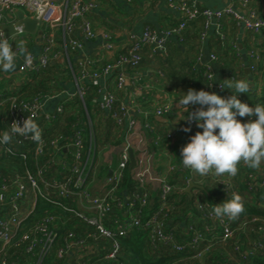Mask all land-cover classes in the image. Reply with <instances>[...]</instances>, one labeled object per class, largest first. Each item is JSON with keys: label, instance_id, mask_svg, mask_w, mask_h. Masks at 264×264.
Masks as SVG:
<instances>
[{"label": "built area", "instance_id": "1", "mask_svg": "<svg viewBox=\"0 0 264 264\" xmlns=\"http://www.w3.org/2000/svg\"><path fill=\"white\" fill-rule=\"evenodd\" d=\"M123 1L131 2L132 0ZM241 1L243 7L248 10L238 11L232 7L204 8L202 10L198 0H167L168 6L179 11L182 15L179 27L163 33L148 28L139 37L133 35L127 53L120 54L112 63L104 64L101 67L97 62L88 61L86 67L92 66L93 69L84 70L83 77L92 83L103 75L117 71L118 88L125 89L126 71L129 67L139 65L144 46L152 44L158 50H165L167 38L174 34L179 35L188 21L197 18L200 14L206 19L207 30L215 26L217 32L220 33L221 20L225 16H232L247 29L260 32L264 28V17L248 7V0ZM53 5L52 0H0V31L4 32L2 26L9 25V18L15 16L16 9L28 11L29 15L25 14V16L38 19L39 26L44 27L46 42L42 52L38 55L31 54L33 57L31 66H25L23 60L20 65L21 71L38 72L59 57V52L55 50L57 47L55 38L47 36L48 33L45 32L47 27L55 26L53 21L47 18L48 10ZM97 8L98 3L94 0L67 1L63 20L66 40H69L70 35L78 26L82 28L86 38L91 39L95 36L96 32L89 15ZM13 24L15 29H18L14 35L23 36L27 33L24 25L19 24V20ZM12 36L5 34V38L9 39L11 45H13ZM205 36H207V31L202 34V37ZM106 38L108 40L107 47L112 48L111 35L106 34ZM70 42L74 46L82 45L78 40L70 39ZM252 57H254V64L250 69L258 71L257 65H259L261 57L258 53H253ZM212 58L215 59L214 56ZM213 77L214 74L209 73V78ZM220 85L222 84L212 85L211 89L215 87V89L223 90L224 88L222 89ZM85 95L86 91L80 88L79 98L84 99ZM49 98L50 96L26 99L0 89V107L8 105L10 119L6 131H10L13 122H20V125L23 126L24 119L29 115H34L36 123L42 130L43 138L42 146H38L30 138L21 136H14L10 144H0V156L2 154L20 156L25 162L30 157L32 165V168H28L24 175L13 176L10 180L11 183L7 182L5 176L0 175V212H3L0 217V264H15V262H11L8 251L21 241L27 242L26 252L36 256L37 264H42L58 240H61L58 233L50 229V225L54 221L57 223L58 219L62 223H67L70 220L67 214L83 220L93 229L85 235L68 232L58 243V247L55 248L56 256L67 261L68 264H94L87 261L94 258H99L104 262L112 261L114 264H124L121 260L123 255L122 239L138 229L147 232L150 243L154 247L169 245L177 252H183L186 246L194 248L196 254L190 257L191 260L188 263L184 264H202L212 243L215 241L227 242L232 238H237L234 248L236 253L244 259L264 251V224L255 226L260 218L246 219L239 227H235L238 218L229 219L227 216L217 218L213 213L214 207L202 195V192L195 191V189L192 194L195 196L193 207L184 214V219L175 221L170 217L173 210L177 208L178 202H181L182 193L187 192L190 182L204 187L209 181L216 183L221 186V194L226 197V195L232 196L233 193H237L231 183L233 177L227 174L200 176L191 169L185 168L183 165L177 166L173 162L169 163L168 169L158 170L155 165L156 152L148 145L145 133L137 128L135 118L129 120L118 168L113 171L111 176L107 175L104 184L99 187L98 193H92L91 187L98 171L97 157L103 151L97 143V132L93 120L88 115L87 121L82 126L80 124L81 117L78 116L70 134L61 131L57 134L46 135L41 123L43 121L51 123L56 114L60 115L64 112V103H66H62L55 113H46L44 107ZM116 101V95L108 90L103 105L110 111V117L114 118L121 126L125 117H129V113L123 104L121 107L126 113L124 118L114 111ZM175 112L176 109L168 104L158 106L153 111L157 117L173 115ZM144 113L145 116L150 115L148 110ZM256 118L255 116L247 117V120ZM189 126L200 132L203 131L196 126L195 122ZM150 128L153 130L152 126ZM176 138L174 132L169 130L162 129L156 132L158 142L165 140L172 145ZM130 147L134 149L136 155L134 179L142 190L132 192L130 195H121L119 194V185L130 162ZM181 171L188 173L186 186L172 182L173 175H175L173 179H177ZM258 179L260 181H257ZM151 183L155 184L159 190L157 198H154L151 192L145 188L147 184ZM248 184L249 190L253 191V203L264 206V200L258 201L257 196L254 197L256 191H264V168L256 174L251 173ZM30 192L35 195L34 203H28ZM173 194L175 197L171 199ZM39 199L52 203L63 214L47 213L38 219L32 218L31 215ZM23 203L27 207L32 206L31 209L23 208ZM154 203L159 205L152 208ZM8 207L9 209H7ZM26 224H28V228L21 234L22 228ZM250 227H255L256 229L251 228V230L258 233L259 236L250 240L248 248L238 238L240 232H245ZM57 228L60 229L59 226ZM204 244L206 247L201 248Z\"/></svg>", "mask_w": 264, "mask_h": 264}, {"label": "crops", "instance_id": "2", "mask_svg": "<svg viewBox=\"0 0 264 264\" xmlns=\"http://www.w3.org/2000/svg\"><path fill=\"white\" fill-rule=\"evenodd\" d=\"M67 1L52 0L54 5L47 13V18L55 24L50 29L49 35L56 40L59 57L53 62L57 67L56 77L49 81L53 87V92L49 93L50 98L45 104L44 111L46 113H55L56 109L64 102L71 103V108H77L83 103L86 105L85 98L82 102L78 96V91L83 88L87 92L88 85L91 83L89 79L83 77L84 70L93 69L92 66L86 67L88 61L97 62L99 67L112 63L130 46L133 35L139 37L148 28L158 33L166 32L179 23L182 18L179 11L168 6L167 0H132L131 2L95 0L98 3V8L89 15L96 32L95 36L91 39L86 38L82 28L78 26L70 35L69 40H66L63 20ZM198 3L202 7L211 9L232 7L238 11L248 10V8L243 7L241 0H198ZM248 3L249 8L254 9L264 17V0H248ZM15 11L14 17H10L8 14L10 17L9 24L18 22L19 12L29 15L26 10L16 9ZM224 26L229 42L236 44L241 53L238 68L243 65L242 68L248 75V81L252 82V88H255L256 94L264 92V28L260 32L249 30L232 16L224 17ZM39 29H41L42 34L27 32L23 36L14 35L12 38L13 50L15 51L18 41L24 40L29 53L40 54L46 42V35L43 31L44 27L39 26ZM215 32L216 28L212 26L207 36L199 40L198 29L192 25L187 30L185 41L182 42L176 34L168 37L170 43L166 52L157 51L151 45L146 47L142 53L140 67L136 70L126 71L125 89L118 88L117 71H112L95 80V83L100 87L97 102H94L90 107V113H88V109L86 110L87 107L83 106L82 115L87 117L88 114H91L90 118L93 120L103 150L97 157L98 171L93 184L96 190L104 184L107 175L113 174L121 160L122 145H115L113 141L108 139V136L111 134L116 137L118 133L119 135L126 133L130 118L136 119L137 128L145 133L148 145L156 152L155 165L158 170L165 169L167 162L168 164L173 162L172 146L176 143L185 145V136H193L198 132L192 128L189 132L182 130L185 127H190L187 120L184 119L188 112H184L183 107L178 104L179 99L187 93V90L178 85L177 79L170 77V75L173 72L181 71L187 63L198 66L211 63L216 80L226 83V78L220 72L219 65L212 58L214 52L221 51L216 41ZM106 34L111 35L112 48L107 47ZM70 39L78 40L82 45L80 47L74 46ZM253 53H258L261 57L259 72L255 74L250 69ZM22 61V58L17 59V68L14 72L0 71L1 90L11 93L19 92L27 83L31 72L20 70ZM98 66L97 68H99ZM108 90L112 91L117 100L121 101L128 109L129 117H125L124 125H117L114 119L110 117V111L103 105ZM216 93L224 98L230 97L229 89L226 87L223 90L216 89ZM79 100L81 102H78ZM165 104L174 107L176 112L164 117L152 116L149 118L145 116L144 112L148 109ZM198 107L200 106H189L188 111H195ZM74 113L78 112L75 111ZM66 116L65 114L61 116V126L63 132L70 134L72 124L65 121ZM44 124L47 123L43 121L42 125ZM149 125L153 127V130L160 126V128L174 132L177 136L175 142L171 146L167 143L158 142L155 132ZM103 142L106 145L102 144ZM150 186L153 189L155 184L151 183ZM34 202L35 198L32 203Z\"/></svg>", "mask_w": 264, "mask_h": 264}, {"label": "trees", "instance_id": "3", "mask_svg": "<svg viewBox=\"0 0 264 264\" xmlns=\"http://www.w3.org/2000/svg\"><path fill=\"white\" fill-rule=\"evenodd\" d=\"M95 1V0H94ZM191 2V1H190ZM200 5V4H199ZM202 10L205 7L199 6ZM182 19V18H181ZM181 23V20L179 23L174 25L171 29L179 27ZM206 19L203 15H198L197 18L188 21L185 28L182 29L180 34L178 35L180 40L185 41L187 30L189 27L194 25L196 29H198V39L202 40V34L207 31V34L209 32V29H206ZM51 27H47L45 29V32H50ZM220 33L216 30L217 39L219 48L221 49L219 51L214 52L213 56L215 57L216 63L219 65L220 72L225 76L226 80H232L233 82L237 80H245L249 82L250 84V90L248 93H236L237 98L241 100L243 103H247L250 107H254L256 104L264 105V92H261L260 94L255 93V88H252V82L248 81V75L245 74L244 68H242L243 65H241V68H238L240 66L239 60L241 59V53L237 47L236 44L230 43L229 39L226 36L225 33V26H224V18L221 20V26L219 29ZM170 43V40L167 38L166 40V48L165 50L161 52H166L168 49V45ZM153 46L155 50H158L154 45L152 44H146L143 48V50L148 46ZM129 47L126 49V51L122 54L127 53ZM57 52L58 47L55 49ZM142 50V53H143ZM225 52V53H224ZM254 58V57H252ZM142 62V59L139 63V65L135 67H129L127 70H136L140 67V64ZM253 60L251 59L250 67L253 65ZM56 64H53V62L47 66L46 68L38 71V72H31L29 79L27 80V83L23 86V88L19 92H14V95H18L20 97L26 98V99H33V98H43L45 96H49V93L53 92V87L49 84L50 80H53L54 77H56ZM106 65V64H105ZM260 63L258 66V71H254L251 69L252 73H258L260 68ZM209 73H213L214 77L209 78ZM175 77L177 79L176 83L178 85L185 88L187 91L189 89H194L196 91L205 90L208 92H215L216 89H211V86L215 84H222L226 85L223 81H217L215 78V71L211 63L209 64H201L198 66L197 64L193 63H187L184 68H182L181 71L173 72L171 73L170 77ZM89 88L86 92L87 95H85V103L86 105L80 104L77 108H71V103H64L65 110L62 114H56L54 120L51 123H47L41 126L46 131V135H51L53 133H59L63 132L61 126V116L65 114V118L67 122L72 124H75L77 122V117L80 116L82 122L80 123L82 126L84 125V122L87 121V117H83L82 111L83 106L88 109V113H90V107H92V104L94 102H97V97L100 93V87L97 83L92 82L89 85ZM233 91V92H232ZM217 94V93H216ZM235 94L234 89H229V95L230 97ZM235 94V95H236ZM83 102V99H81ZM80 100L78 102H81ZM147 103V102H146ZM122 102L117 100L114 106V111H117L123 118L125 117L126 113L125 110L121 107ZM149 104V103H147ZM158 107V106H157ZM154 107L152 109H148L151 113V115H148L149 118L152 116H155L153 113L154 109L157 108ZM149 108V107H148ZM77 111L78 113H74ZM91 117V114H88ZM112 118V117H111ZM114 119V118H113ZM237 119L241 120V122H248L247 117H237ZM9 115H8V105L1 106L0 108V133H3L7 130L9 125ZM116 124L118 125L117 121L114 119ZM125 122V121H124ZM124 122L122 125H124ZM155 127V126H154ZM127 129V128H126ZM166 130L165 128H160V126L154 128L155 136L156 132L159 130ZM168 131V129L166 130ZM48 133V134H47ZM66 133V132H65ZM125 134L118 135L114 137L110 134L108 136L109 140L115 145H123V142L125 140ZM192 136V135H191ZM191 136H185L184 138V144L190 142ZM107 139V140H108ZM181 140V139H180ZM162 143H167V141L162 140ZM97 143L102 148L101 142L99 141L97 137ZM102 144L106 145L105 142ZM181 143H176L173 146V163H176L177 166H181L182 164V156H181V149L185 146ZM135 167V166H134ZM134 167H131L130 162L128 163L125 171H124V177L119 185V194L121 195H130L132 192L135 191H141L142 188L139 186L137 181L134 179ZM239 171L236 176L233 177L231 183L233 188L236 190V192L242 197L243 203H244V212L241 213L238 216L237 223L235 227H239L246 219H252L253 217L260 218L259 221L255 223V226L264 224V206L260 205L259 203H253V191H250V186L248 184L249 181V175L251 173H258L261 169L264 168V163L261 164V167L259 170H254L248 168L246 165L241 163L239 166ZM28 168H32V165L30 163V157L27 162H25L20 156H14V155H4L2 154L0 156V175L5 176L7 178V182L11 183V178L15 175H24L26 173V170ZM187 175L188 173L185 171H181L177 179H173L175 175H173L172 182L176 184H180V186H186L187 182ZM257 181H260L258 179ZM256 181V182H257ZM254 182V180H252ZM148 191L151 192V194L154 196V198H157L158 194V188L157 186H153V189L151 188L150 184H147L145 186ZM195 191L202 192V195L205 196L207 201L210 202V204L215 207V205H219L226 201L227 199H231L232 196L226 195L224 197L221 194V186L213 183L208 182L207 185H205V190L200 188H194ZM92 193L96 194L98 193V190L94 188V185L91 187ZM29 192V191H28ZM195 195V192H194ZM257 196L258 201L264 200V191L258 190L254 194V197ZM175 197V194L171 196L172 199ZM195 196L190 195L188 192L182 193V199L181 202H178L177 208L173 210V212L170 214V217L173 218L175 221L183 220L184 214L193 207V199ZM35 198V195L33 192L29 193L28 197V203L32 202ZM22 205V204H21ZM156 205H159L157 203H154L152 208H156ZM32 206H28L23 203V208H27V210H30ZM9 209V207L7 208ZM54 214L57 213L59 215H62L63 213L59 208H57L55 205H53L50 202H45L43 200H38L37 205L35 207L34 212L32 213L31 217L34 219H38L39 217L45 215V214ZM198 213V212H197ZM3 215V212H0V217ZM70 218V220L67 223H62L61 220H57V223L54 221L50 225V229L53 231H56L59 235V238L61 237V240L68 232H76L78 234L85 235L89 231H92V227L86 224L83 220H80L79 218L75 217L74 215L67 214ZM64 216V215H63ZM60 227L58 230L57 226ZM28 224H26L22 228L21 234L27 230ZM251 228L256 229L255 227L247 228L245 232H240L238 240L240 242H244L247 247H250V240L258 238V233H255V231L251 230ZM26 229V230H25ZM58 230V231H57ZM20 237V234L18 238ZM58 238V239H59ZM61 240H58V243H60ZM237 238L229 239L227 242H217L215 241L212 243L211 249L205 254L202 264H264V251L258 252L253 257H248L247 259H244L241 257L238 253H236L234 245L236 243ZM56 244L52 249V252L47 255V258L42 264H65L67 261L59 259L56 256L55 248L58 247L59 244ZM123 244V255L121 257V260L124 264H184L188 263L189 260H191L190 257H192L194 254H196V251L191 246H186L183 252H177L169 245H159L157 247H154L151 245L149 237L147 235V232L143 230H134L127 237L122 239ZM26 241H21L17 245L13 246V248L9 249L8 255L10 256L11 262H15V264H37V258L36 256H33L31 254H28L26 252ZM206 245L204 244L201 248H205ZM189 258V259H185ZM85 261V260H84ZM90 263L94 264H114L112 261L104 262L103 260H99V258H94L92 260H87Z\"/></svg>", "mask_w": 264, "mask_h": 264}, {"label": "clouds", "instance_id": "4", "mask_svg": "<svg viewBox=\"0 0 264 264\" xmlns=\"http://www.w3.org/2000/svg\"><path fill=\"white\" fill-rule=\"evenodd\" d=\"M17 30L16 28V32ZM18 58L24 60L25 66L33 63V57L24 40L16 43L14 51L9 39L0 31V71L14 72ZM220 86L222 89H234L235 94L248 93L250 90L249 82L245 80L233 82L230 79L226 80V86ZM235 94L224 98L215 92L189 89L179 99L178 104L183 107L184 112H188L184 119L189 125L195 122L203 130L191 136L190 142L181 149V161L185 168L200 176L227 174L232 177L238 174L241 163L250 169H260L264 163V105L250 107ZM195 105L200 107L195 111H188L189 106ZM238 116L257 118L245 123L237 119ZM182 130L189 132L191 129L185 127ZM14 136L30 138L38 146L43 144L42 130L34 115L24 119L23 126L20 122H13L10 131L0 134V144H10ZM244 210L242 197L233 193L231 199L215 205L213 213L217 218L227 216L229 219H236Z\"/></svg>", "mask_w": 264, "mask_h": 264}, {"label": "water", "instance_id": "5", "mask_svg": "<svg viewBox=\"0 0 264 264\" xmlns=\"http://www.w3.org/2000/svg\"><path fill=\"white\" fill-rule=\"evenodd\" d=\"M19 24L24 25V29L29 33H39L42 34L41 29H39V21L36 18L26 17L23 12H19L18 14ZM5 34L7 36H12L16 33L15 25L14 24H5L2 26ZM129 157H130V165L134 167L136 165V155L134 149L132 147L129 148ZM194 188H200L205 190V187L202 185H198L194 182H190V185L187 188V192L192 195Z\"/></svg>", "mask_w": 264, "mask_h": 264}, {"label": "rangeland", "instance_id": "6", "mask_svg": "<svg viewBox=\"0 0 264 264\" xmlns=\"http://www.w3.org/2000/svg\"><path fill=\"white\" fill-rule=\"evenodd\" d=\"M170 146H171V144H170ZM172 148H173V146H172ZM171 152H173V151H171ZM167 161H168V160H167ZM167 161H166V162H167ZM168 165H169V164H168V162H167V163H166V167H165V169H168Z\"/></svg>", "mask_w": 264, "mask_h": 264}]
</instances>
